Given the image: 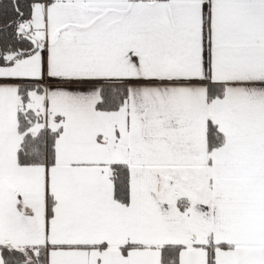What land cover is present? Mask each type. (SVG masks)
I'll return each mask as SVG.
<instances>
[{
    "label": "snow or ice",
    "instance_id": "snow-or-ice-1",
    "mask_svg": "<svg viewBox=\"0 0 264 264\" xmlns=\"http://www.w3.org/2000/svg\"><path fill=\"white\" fill-rule=\"evenodd\" d=\"M0 264H264V0H0Z\"/></svg>",
    "mask_w": 264,
    "mask_h": 264
}]
</instances>
